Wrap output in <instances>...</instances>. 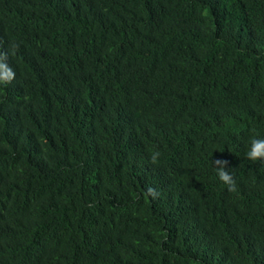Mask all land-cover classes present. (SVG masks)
Here are the masks:
<instances>
[{
    "label": "trees",
    "instance_id": "1",
    "mask_svg": "<svg viewBox=\"0 0 264 264\" xmlns=\"http://www.w3.org/2000/svg\"><path fill=\"white\" fill-rule=\"evenodd\" d=\"M0 51V264H264V0H0Z\"/></svg>",
    "mask_w": 264,
    "mask_h": 264
},
{
    "label": "clouds",
    "instance_id": "2",
    "mask_svg": "<svg viewBox=\"0 0 264 264\" xmlns=\"http://www.w3.org/2000/svg\"><path fill=\"white\" fill-rule=\"evenodd\" d=\"M8 54L4 51H0V85H7L15 78V72L7 65L6 61ZM246 158L252 162H260L264 164V138H256L255 136L250 140V148L246 152ZM160 153L154 152L151 155V161L156 163ZM227 161L215 160L213 165L216 169L218 179L227 185L228 191L235 192L236 184L235 180L229 170L226 169ZM147 194L153 199L157 198L159 193L152 188L147 189Z\"/></svg>",
    "mask_w": 264,
    "mask_h": 264
}]
</instances>
